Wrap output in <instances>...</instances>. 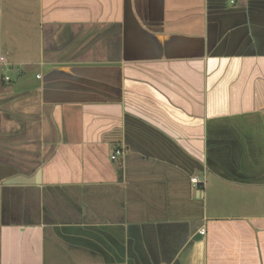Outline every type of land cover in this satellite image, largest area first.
I'll return each mask as SVG.
<instances>
[{
	"label": "crops",
	"instance_id": "obj_1",
	"mask_svg": "<svg viewBox=\"0 0 264 264\" xmlns=\"http://www.w3.org/2000/svg\"><path fill=\"white\" fill-rule=\"evenodd\" d=\"M0 54V264H264V0H0Z\"/></svg>",
	"mask_w": 264,
	"mask_h": 264
},
{
	"label": "built area",
	"instance_id": "obj_2",
	"mask_svg": "<svg viewBox=\"0 0 264 264\" xmlns=\"http://www.w3.org/2000/svg\"><path fill=\"white\" fill-rule=\"evenodd\" d=\"M0 64L2 65H6L8 64L7 58L3 55L0 54ZM6 81L10 80V76H6L5 77ZM120 154H122V151H116L114 154H112L111 159L115 160ZM192 183L194 184V186L199 185L200 183H202L197 177H193L192 178ZM199 232L204 235L206 233V230L204 227H201Z\"/></svg>",
	"mask_w": 264,
	"mask_h": 264
},
{
	"label": "rangeland",
	"instance_id": "obj_3",
	"mask_svg": "<svg viewBox=\"0 0 264 264\" xmlns=\"http://www.w3.org/2000/svg\"><path fill=\"white\" fill-rule=\"evenodd\" d=\"M20 69H21V68H20ZM13 70H17V68H14ZM13 70H10V72L13 71ZM15 73H16V72H15ZM15 73H13V74H15Z\"/></svg>",
	"mask_w": 264,
	"mask_h": 264
},
{
	"label": "water",
	"instance_id": "obj_4",
	"mask_svg": "<svg viewBox=\"0 0 264 264\" xmlns=\"http://www.w3.org/2000/svg\"><path fill=\"white\" fill-rule=\"evenodd\" d=\"M157 90H160V89H157ZM151 92V91H150ZM153 93H154V91H153ZM163 94V93H162ZM164 95H166L165 93H164ZM167 96V95H166Z\"/></svg>",
	"mask_w": 264,
	"mask_h": 264
}]
</instances>
